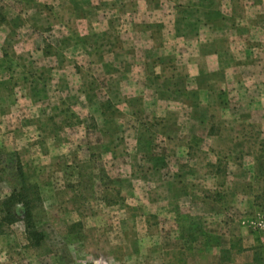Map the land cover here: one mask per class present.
Listing matches in <instances>:
<instances>
[{
    "label": "rangeland",
    "instance_id": "obj_1",
    "mask_svg": "<svg viewBox=\"0 0 264 264\" xmlns=\"http://www.w3.org/2000/svg\"><path fill=\"white\" fill-rule=\"evenodd\" d=\"M54 4L52 17L35 13L33 0H0V114L10 119L0 129V202L19 184V161L39 190L33 219L43 235L38 247L29 246L18 211L16 223H1L0 264H264V113L255 123L232 93L224 112L212 101L218 93L212 100L203 94L201 101L191 94V104L202 107L182 108L180 126L170 117L165 125L148 121L153 110L140 104L155 99L145 90L155 76L152 60L143 80L147 48L123 36L118 13L108 22L103 13H89L78 23L70 6ZM77 25L87 33L81 42L89 51L76 45ZM170 64L161 63L165 76ZM128 65L133 68L126 71ZM178 79L172 84L181 85ZM253 98L242 95L241 101ZM190 112L204 116L207 126L190 124ZM208 128L220 135L190 147L189 159L202 169L217 159L221 172H208L219 178L200 169L173 178L172 168L188 160L185 149L180 153L186 142L159 135L204 138ZM159 154L169 161L157 174L152 166L160 165ZM186 177L194 184L193 201L185 202L188 191L170 182ZM174 209L193 215V235H187L185 216L177 229Z\"/></svg>",
    "mask_w": 264,
    "mask_h": 264
},
{
    "label": "crops",
    "instance_id": "obj_2",
    "mask_svg": "<svg viewBox=\"0 0 264 264\" xmlns=\"http://www.w3.org/2000/svg\"><path fill=\"white\" fill-rule=\"evenodd\" d=\"M54 1L56 0L48 2L33 0V4L39 7L35 13L46 12L48 15L52 14L53 17L56 12L55 6H53L55 5ZM57 1L72 8L78 23L86 22L91 15L97 13L108 16V19H105L107 22L113 21L118 13L122 19V33L126 32L123 36L136 44L138 43V46L148 49L141 53L144 76L142 77L147 83L145 80L148 78L146 67L147 63L152 60L155 66V74H153L155 76L152 78V83L150 82L151 85L148 82V88L146 87L145 90L152 91L155 94V99L151 104L140 100L141 107L145 105L148 109L153 110L154 120L148 118V121L163 122L165 125V119L170 117L173 120V125L180 126L179 118L182 108L191 111L202 107V104L199 103L198 105L191 104L189 101L191 94H196L195 96L198 98L204 94L206 98L210 96L209 99L212 100L211 96L218 93L212 101L215 107L224 112L232 106L230 101L232 93L239 106L243 107L244 105L248 109L247 112L250 113L248 121L259 123L257 119H260L259 115L264 113V0H99L100 3H97V0ZM103 1H107V3ZM101 6H106L107 9L101 10L103 9ZM52 17L46 19L50 20L51 24L53 23ZM79 29L77 25L79 40L75 42L79 44L76 45L85 46L81 41H87V33L81 34ZM65 39L67 40L68 37ZM87 46L84 47V50L89 51ZM135 55L138 57L137 54ZM166 59L171 61L170 68L166 69L171 72L170 76L163 74L161 63ZM122 60H126V58H122ZM101 61L103 62L102 59ZM109 66L115 67L114 63L108 64ZM132 68L131 65H128L126 71ZM125 75L130 76V73H125ZM174 78L177 80L181 78V85L172 84ZM219 78L221 81H216ZM221 94L225 95L222 97L225 99L224 102L219 99ZM242 95H256V98L243 104ZM138 97L142 98V96ZM199 101H201L200 98ZM161 108L163 109L161 110ZM157 110H160L161 113L165 111V114L158 116L161 113H157ZM4 117H7L5 122L2 121ZM0 118L2 121L0 129L8 127L10 124L8 115L1 116L0 114ZM185 119H189L190 124L195 123L197 127L207 126L204 116L198 119L193 117L190 112ZM180 130L178 128L177 131ZM208 131L209 128L204 138H200L198 133L182 137L159 135L163 140L169 138L170 142L175 139L176 141L181 140L178 142H186L183 144L184 148L181 147L180 153L185 149V157L188 160L185 165H179V169L176 165L172 168L176 172L173 178L177 179L178 176H183L188 172L196 173L198 169L212 180L219 178L218 175L208 172L210 169L215 170L214 173L217 174L221 172L217 159L206 164L205 169L198 168L189 159L190 147L194 148V144L198 145L199 141H204L206 138L217 139L220 135L217 132L211 134ZM167 147L171 148L169 145ZM202 151L205 150L202 149ZM180 153L176 154L175 152V155L180 157ZM155 158L160 165L152 166V169L159 174L161 169L166 167V161H169V158L164 154H159ZM191 163L193 164L191 165ZM215 165L216 167H214ZM183 169L187 171L183 172ZM222 172L228 174L227 168ZM176 179H172L171 186L187 190V193L182 194L183 201H193V196L190 193L194 184L192 180H187V177L186 180L178 181ZM180 202L170 200L172 205H177ZM187 211V214H182L184 211L177 212L174 209L173 216L170 217L173 218L178 229L180 224L176 222L177 219L185 216V227H188L187 231L191 233L187 235H193V230L190 231L191 223L194 221L193 215ZM156 215L158 214L156 213ZM202 235L201 233L199 236Z\"/></svg>",
    "mask_w": 264,
    "mask_h": 264
},
{
    "label": "trees",
    "instance_id": "obj_3",
    "mask_svg": "<svg viewBox=\"0 0 264 264\" xmlns=\"http://www.w3.org/2000/svg\"><path fill=\"white\" fill-rule=\"evenodd\" d=\"M4 22V20H1L0 24ZM105 121L107 122V120ZM16 177L19 180L18 186L11 191L7 198L0 202V235H2L1 223L3 222L5 225L16 223L18 221V211H20L29 246L38 247L43 241V235L35 227L33 213L41 203L39 190L36 185L28 182L19 161L16 162Z\"/></svg>",
    "mask_w": 264,
    "mask_h": 264
}]
</instances>
